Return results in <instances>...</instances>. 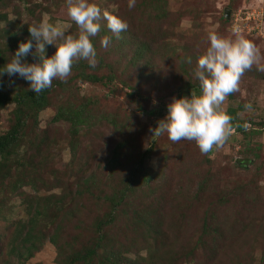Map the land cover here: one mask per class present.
Listing matches in <instances>:
<instances>
[{
  "label": "rangeland",
  "instance_id": "rangeland-1",
  "mask_svg": "<svg viewBox=\"0 0 264 264\" xmlns=\"http://www.w3.org/2000/svg\"><path fill=\"white\" fill-rule=\"evenodd\" d=\"M89 2L117 15L128 24V28L133 25L140 27L139 35L151 44L152 65L146 69H133L130 77L126 78L136 87L134 96L127 94L132 92L122 88L120 81L107 87L77 85L79 98L85 96L96 102L94 116H119L128 125L127 135H119L112 126L101 123L88 131L82 129L74 137L67 124L51 123L53 107L39 114L34 132L27 133L28 140L32 139L33 143L25 140L18 149L20 156L32 164L23 170L24 181L34 177L36 188L30 183L31 186H24L22 192L10 190L18 175L15 164L12 165V178L0 181V264H64L79 247L88 248L94 243L98 235L97 221L106 218L110 208L105 196L99 192L105 189L108 196L112 193L111 186L116 187L122 181L117 175H109L108 159L117 144L125 138L129 145L118 151L121 162L137 164L140 156L148 152L142 169V173L149 176L148 189L144 184L135 189V197H131V202L137 205L145 201L157 204L160 200V214L170 215L172 212V215L182 217L181 243L195 241L200 235L203 217L212 215L214 219L211 220L219 224L214 229L217 231L219 227L223 238L216 240L215 233L204 238L209 242L208 246L213 245L217 257L216 263L210 264H262L264 71L258 70V67L264 66V0H161V10L156 9L150 0H136L131 9L128 0ZM225 9H229L227 18L224 17ZM161 12L164 14L161 15ZM45 18L53 25L71 24L69 34L78 33L77 26L67 16L65 0H0V49L11 44L6 34L8 31H16L20 35L26 26L29 29V26ZM102 24L105 25L106 21ZM233 28H238L241 35L256 45L260 61L259 65L254 64L251 70L245 71L239 82V91L227 96L222 108L224 111L238 109V117L246 122L247 131L260 132L242 135L232 131L223 146H214L206 154L201 153L195 141L173 143L167 133L155 136L150 128L155 129L157 121L166 117L167 105L173 97L177 99V94L183 90L181 87L185 83H199L193 72L183 73L179 55L185 54V59L189 57L196 70L198 57L209 46L207 34L211 31L221 37L234 39ZM132 29L136 31L137 28ZM103 37L97 36V54L107 52L101 57L105 61L121 60L124 54L116 55V47L121 39L108 35L110 44L103 48ZM32 43V50L35 51V40ZM159 45H163L164 49ZM45 47H48L45 53L50 57L56 51L54 45ZM7 49L4 53L10 59L11 53L6 52ZM117 76L124 78V75ZM191 92L200 95L202 91ZM52 102H57L55 94ZM249 104L251 108L246 109L245 105ZM12 110L13 106L10 105L0 111V133L9 127ZM259 125H262V130ZM70 140L75 146V155H71ZM255 148L258 151L253 152ZM253 153L259 155L258 160ZM87 177L89 181L85 180ZM0 178H3L2 173ZM44 198H49L51 209V214L44 215L43 222L37 226V230L44 233V243L28 260L18 263L14 254H11V242L16 240V223L19 219L27 218V205ZM57 198L59 201L54 200ZM216 201L217 204H224L217 210L220 214L214 213L208 205ZM137 205L130 208L136 210ZM122 210L130 209L118 208V219L105 231L108 239L110 237L117 246L120 244L122 252L128 247L130 252L126 256L130 263L127 264L182 262L181 258H171L167 247L162 249L150 245L151 236L156 241L159 239L158 234L146 231L133 238L126 237L128 235L123 229L126 221ZM52 216L62 226L58 234L69 243L66 250L60 253L59 248L48 240L55 227L54 223H49ZM228 218L234 219L232 225L229 224L232 220L226 222ZM260 222L262 227L259 226ZM164 235L168 241L174 237L168 230H165ZM147 258H152L151 263L146 261Z\"/></svg>",
  "mask_w": 264,
  "mask_h": 264
},
{
  "label": "trees",
  "instance_id": "trees-1",
  "mask_svg": "<svg viewBox=\"0 0 264 264\" xmlns=\"http://www.w3.org/2000/svg\"><path fill=\"white\" fill-rule=\"evenodd\" d=\"M153 6L161 10L163 3L161 0H150ZM164 13L161 12V15ZM104 22V21H102ZM101 24L100 32L91 38L96 51H98V40L97 36H113L115 35L107 28V24ZM137 28L136 31L132 28ZM140 27L131 26L126 31L120 34L121 40L116 47L117 56L123 55L121 60L110 62L108 60L101 58L107 55L104 52L102 55L97 54L98 64L96 67H90L87 61L80 60L73 64L71 75L66 81H61L60 79H54L52 86L48 89L43 90L39 94H35L34 91L30 90V82L20 77L19 75L9 76L7 73L0 75V111L5 107L12 105L13 110L11 118L8 120L10 122L9 127L2 133H0V173L3 174V178L0 181H6L12 178V165L15 164V171L18 173L14 178L13 185L10 186L12 191H21L24 186L35 187V178L25 182V175L23 170L31 166V162L22 158L19 154V148L21 142L28 140L29 132H34L39 114L47 108H54V115L51 118L52 124L65 123L69 126L72 136L76 137L82 129H87V131L101 123H106L119 134L127 135L128 125L125 124L124 120L121 118L113 116L110 118L107 114H101L99 117L94 116V107L96 102L88 97L79 98V92L77 85L88 84V85H101V86H111L115 81H120L122 88L130 90L132 93H127L129 96H134L136 92V87L132 85L131 82L126 80L130 77V72L138 67L141 69L149 68L152 65V57L150 55L151 44L145 38H142L138 32ZM7 32V31H4ZM8 38L11 40V44L6 52L11 53L10 59L4 53L5 49H0V73L3 72L4 66L9 63L18 50L20 43H27L32 37L30 36L28 27L23 29V33L18 35L16 31H8ZM129 36V37H128ZM47 46V45H46ZM163 48V45H159ZM48 48V47H45ZM104 48V47H103ZM32 52H35L32 50ZM46 52V51H45ZM46 57H50L45 53ZM28 63H35L36 59L29 54L24 58ZM189 57L185 59L184 55H179V65L184 74H189L190 72H195L194 66L188 62ZM7 61V62H6ZM117 75H124L123 77H118ZM129 83H128V82ZM181 93L177 94V99L184 97L185 95H190L191 91H202L199 83L190 84L185 83ZM55 94L57 97V102H52V97ZM135 100V99H134ZM240 110V107H238ZM149 112V113H153ZM238 109L230 108L225 113L231 117V126L233 132H239L242 135H247L248 133L256 134L258 131L249 130L244 127L246 122L238 117ZM262 130V125L258 126ZM29 131V132H28ZM86 131V132H87ZM28 133V135H27ZM251 135V134H250ZM28 142L33 143L32 139ZM129 145L128 141L125 139L121 140L117 146L113 149L112 156L108 159L109 164V175H117L122 181L117 184V186H111L112 193L107 196L105 189H99V194L104 195L106 203L109 204L110 208L108 210L109 215L106 218L97 221L96 230L97 236L96 240L88 248L79 247L73 254H70L64 264H127L129 262L126 253L130 252L128 247H126L123 252L120 249V244H115L113 240L107 238L105 228L109 226L113 221L118 219V214L116 210L121 207L129 208L130 210L124 211L125 217V227L124 231L128 236H139L145 234L146 231L150 233H155L159 235V239L152 237V242L149 241L150 245H155L158 248L167 247L166 251L171 258H181V263H193V264H210L216 263V253L213 251V245L208 246L204 238L216 234V240H221L223 238L222 230L218 227L217 231L214 229L219 226L218 223L213 222L214 219L212 215L204 216L200 225V235L193 242H183L181 239L183 235V219L182 217H177L172 215H163L158 211V204L160 205V200L157 204L148 203L147 201L139 203L131 202V197H135L133 191L138 189L139 186L145 185L148 189L149 186V176L142 173L144 160L148 155L146 151L140 156L137 164H129L127 162L123 163L120 161L119 153L121 148H126ZM70 152L71 155H75V146L70 140ZM258 151L257 148L253 152ZM254 157L258 160L259 155L253 153ZM31 159V157H29ZM123 159V158H122ZM244 165V163H241ZM136 166V167H135ZM32 168V167H31ZM89 181L90 178L85 179ZM29 182V183H28ZM31 183V185H30ZM7 186V185H6ZM5 186V187H6ZM4 187V188H5ZM115 188V189H114ZM109 189V190H111ZM221 198V197H220ZM59 201V198L54 199ZM105 203V202H104ZM218 202H212L208 205L211 206V210L214 213L220 214L217 210L218 208L224 206V204H217ZM58 204V202H57ZM137 205L136 210L131 208ZM131 207V208H130ZM28 216L26 219H19L16 223V234L14 235L15 241L11 242L13 247L14 258L18 260V263L25 262L28 260L35 251H38L40 246L44 243V233L41 230H37L38 224L43 222L44 215L51 214L49 209V198L41 199L40 202L33 203L32 205H27ZM57 211V209H56ZM55 214V212H53ZM210 218V219H209ZM181 219V220H179ZM232 220V221H230ZM168 221V222H167ZM230 221V225L233 224L234 219H227L226 222ZM167 222V226L165 225ZM51 224H55L53 233L48 238L51 244L56 245L59 248V253L62 250H66L69 246L65 240L63 241L58 232L61 230L62 226L59 225L58 221H55V217H51ZM264 225V224H263ZM259 226L262 227L260 222ZM215 231H212V230ZM165 230L172 232L173 238L168 241V237L164 235ZM110 241V242H109ZM155 241V242H154ZM110 243V244H109ZM109 244V245H108ZM149 252V247L146 249ZM134 253V252H133ZM152 258H147L146 261L151 263ZM172 260V259H171ZM132 262V261H131ZM130 263V262H129ZM264 264V259L261 261Z\"/></svg>",
  "mask_w": 264,
  "mask_h": 264
},
{
  "label": "clouds",
  "instance_id": "clouds-1",
  "mask_svg": "<svg viewBox=\"0 0 264 264\" xmlns=\"http://www.w3.org/2000/svg\"><path fill=\"white\" fill-rule=\"evenodd\" d=\"M69 19L78 28L77 34H69L71 24L53 25L47 18L29 26L33 43H20L13 59L4 66L3 72L9 76L19 75L30 82V90L35 94L52 86L54 79L66 81L71 75L73 64L87 61L90 67L98 64L97 51L91 42L101 28L100 21H106L107 28L117 39L128 29V24L107 9L102 10L89 0H65ZM136 0H128V7L135 6ZM115 8V5L112 6ZM233 38L221 37L215 32L207 34V47L197 60L194 76L202 90L189 97L172 98L167 105V115L157 121V127L150 131L155 136L167 133L173 143L181 140L195 141L201 153L210 152L214 146L220 147L231 135V117L222 108L227 96L239 91V82L245 71L254 64L259 65L260 55L256 45L232 29ZM110 38L101 39V46L107 48ZM45 45H54L55 53L45 55ZM31 54L35 63L24 59ZM191 63V60H188ZM264 71V66L258 67ZM250 109L251 105H245ZM247 128V125L244 126Z\"/></svg>",
  "mask_w": 264,
  "mask_h": 264
},
{
  "label": "water",
  "instance_id": "water-1",
  "mask_svg": "<svg viewBox=\"0 0 264 264\" xmlns=\"http://www.w3.org/2000/svg\"><path fill=\"white\" fill-rule=\"evenodd\" d=\"M224 17H229V9H225L224 11Z\"/></svg>",
  "mask_w": 264,
  "mask_h": 264
}]
</instances>
